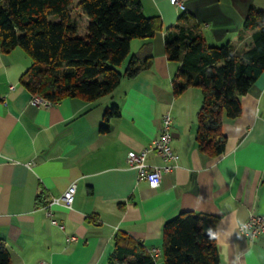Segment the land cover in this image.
Returning <instances> with one entry per match:
<instances>
[{
	"label": "crops",
	"instance_id": "1",
	"mask_svg": "<svg viewBox=\"0 0 264 264\" xmlns=\"http://www.w3.org/2000/svg\"><path fill=\"white\" fill-rule=\"evenodd\" d=\"M180 2L182 8L169 0H139L143 14L156 19V32L132 40L124 63L136 56L150 58V66L94 102L66 98L33 106L20 82L32 61L20 48L0 50V240L10 264H106L118 233L147 251L159 249L156 264H163L162 227L184 212L216 219L219 264H264V234L248 238L236 226L264 217V73L240 98L239 116H222L224 152L211 158L195 140L201 91L173 94L179 64L164 53V36L181 13L192 17L209 46L229 42L236 52L245 50L254 33L243 29L245 16L250 8L264 12V0ZM111 106L119 116L105 120ZM167 113L178 160L150 189L137 181L126 155L158 137ZM147 163L162 165L154 154ZM71 185L72 206L55 205L45 217V200Z\"/></svg>",
	"mask_w": 264,
	"mask_h": 264
},
{
	"label": "trees",
	"instance_id": "2",
	"mask_svg": "<svg viewBox=\"0 0 264 264\" xmlns=\"http://www.w3.org/2000/svg\"><path fill=\"white\" fill-rule=\"evenodd\" d=\"M72 3L0 0V50L24 51L32 62L21 84L51 104L66 98L94 102L112 94L122 78L132 79L150 66V58L132 56L123 73L116 69L128 58L132 40L149 39L156 32V19L143 14L139 0H79L76 8L89 21L82 38L70 17ZM243 29L254 33L241 52L229 42L209 46L187 13H181L164 36L166 59L179 64L173 94L180 95L187 88L201 91L195 140L199 151L211 158L224 152L222 116L228 120L239 116L240 98L264 73V12L250 8ZM118 116V107L111 106L104 119ZM215 226V218L189 212L165 222L160 249L163 264H219L216 239L209 235L210 229L215 233ZM0 264H10L2 240ZM106 264H156V259L129 236L118 233Z\"/></svg>",
	"mask_w": 264,
	"mask_h": 264
},
{
	"label": "built area",
	"instance_id": "3",
	"mask_svg": "<svg viewBox=\"0 0 264 264\" xmlns=\"http://www.w3.org/2000/svg\"><path fill=\"white\" fill-rule=\"evenodd\" d=\"M171 4L182 8L180 0H169ZM12 89V87H11ZM31 104L37 108L48 107L51 103L39 95H32ZM171 116L167 113L162 117L161 131L158 137L153 140L146 148L138 152H128L126 155V164L136 173L138 182H144L150 189H157L161 184L162 175L170 173L175 168L178 157L172 151L170 146L171 141ZM149 154H154L161 160L162 165L150 166L147 163ZM75 186H69L59 198H51L46 201L45 206L42 207L44 215L51 218L50 208L55 205H62L69 209L74 201ZM53 225H58L54 220L51 221ZM248 225V231L243 233L248 238H255L260 234H264V217L250 216L245 222ZM62 228L61 225H58ZM71 240H75L74 237ZM148 253L156 259L159 255V249H149ZM39 264H48L40 262Z\"/></svg>",
	"mask_w": 264,
	"mask_h": 264
},
{
	"label": "rangeland",
	"instance_id": "4",
	"mask_svg": "<svg viewBox=\"0 0 264 264\" xmlns=\"http://www.w3.org/2000/svg\"><path fill=\"white\" fill-rule=\"evenodd\" d=\"M78 1L79 0H73L71 10H70V17L76 23L77 36L82 38L86 35V26L89 23V21L85 20V18L81 16L80 12L77 10L76 5ZM49 20L51 22H56L54 18H50ZM123 67H125V63L116 69L117 71L122 73V71L124 70Z\"/></svg>",
	"mask_w": 264,
	"mask_h": 264
},
{
	"label": "clouds",
	"instance_id": "5",
	"mask_svg": "<svg viewBox=\"0 0 264 264\" xmlns=\"http://www.w3.org/2000/svg\"><path fill=\"white\" fill-rule=\"evenodd\" d=\"M236 226L239 228L240 233H246L248 231V225L240 220L236 221ZM209 235L211 237H215V233L212 232V230H209Z\"/></svg>",
	"mask_w": 264,
	"mask_h": 264
}]
</instances>
